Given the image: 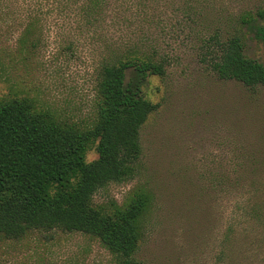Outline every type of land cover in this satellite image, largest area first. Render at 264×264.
<instances>
[{"label":"rangeland","instance_id":"obj_1","mask_svg":"<svg viewBox=\"0 0 264 264\" xmlns=\"http://www.w3.org/2000/svg\"><path fill=\"white\" fill-rule=\"evenodd\" d=\"M83 1L0 0V99L25 98L38 110L85 124L94 116L104 59L116 51L165 58L166 76L151 75L143 87L158 104L141 133L143 171L103 186L94 203L122 204L133 189L147 186L156 201L139 259L214 264L231 203L215 192L212 202L194 194L208 185L201 174L214 166L217 137L238 131L224 112L237 87L206 69L201 42L220 27L224 35L231 31L244 12L264 10V0H106L95 24L82 17ZM246 48L264 63L262 42L249 39ZM96 158L93 147L86 160ZM0 264H111V254L82 232L29 231L16 238L0 234Z\"/></svg>","mask_w":264,"mask_h":264},{"label":"trees","instance_id":"obj_2","mask_svg":"<svg viewBox=\"0 0 264 264\" xmlns=\"http://www.w3.org/2000/svg\"><path fill=\"white\" fill-rule=\"evenodd\" d=\"M105 5L106 0H84L81 15L95 24ZM262 19L264 10L244 12L231 31L224 35L220 27L201 42L206 69L237 87L224 112L238 131L217 137L214 166L201 174L208 185L194 194L212 202L215 192L231 203L214 264H264V63L246 48L249 39L264 45ZM166 73L165 58L116 51L98 70L94 116L85 124L38 110L25 98L0 99V234L82 232L108 249L111 264H145L138 252L155 192L139 186L111 206L96 205L94 195L143 171L141 133L158 108L143 87L149 76ZM93 147L98 158L88 162Z\"/></svg>","mask_w":264,"mask_h":264}]
</instances>
